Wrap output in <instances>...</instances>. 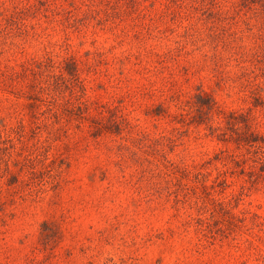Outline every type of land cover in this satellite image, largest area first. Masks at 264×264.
<instances>
[{"label":"rangeland","instance_id":"rangeland-1","mask_svg":"<svg viewBox=\"0 0 264 264\" xmlns=\"http://www.w3.org/2000/svg\"><path fill=\"white\" fill-rule=\"evenodd\" d=\"M0 264H264V0H0Z\"/></svg>","mask_w":264,"mask_h":264}]
</instances>
